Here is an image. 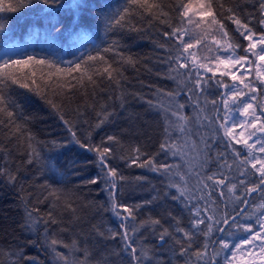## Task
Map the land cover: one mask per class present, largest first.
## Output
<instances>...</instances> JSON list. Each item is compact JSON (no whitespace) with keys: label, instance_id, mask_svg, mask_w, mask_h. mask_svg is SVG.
Returning <instances> with one entry per match:
<instances>
[{"label":"snow or ice","instance_id":"obj_1","mask_svg":"<svg viewBox=\"0 0 264 264\" xmlns=\"http://www.w3.org/2000/svg\"><path fill=\"white\" fill-rule=\"evenodd\" d=\"M3 5L4 0H0V12H17L42 5L39 11L50 23L59 8L67 7L78 11L86 7L82 3L65 5L61 0H16L15 6L10 4L5 8ZM212 5L213 0H197L198 7L194 9L190 0H178L176 10L180 20L176 25L168 23L169 14L163 10L160 0H125L123 5L109 12L97 5L99 12L96 13V18L102 19L108 31L125 26L136 30L132 17L144 14L162 24H168L170 31H165L163 36L173 42L170 48L165 44L158 46L167 51L163 61L168 65L167 78L176 82L177 89L157 90L154 99L144 101L150 108L164 115L159 152L148 156L136 147L133 149L134 155L129 158V166L147 168L167 179V187L176 189L178 193L172 195L171 199L176 201L182 198L184 208L190 214L189 227H182L180 220L172 217L170 212L168 215L173 224L169 227H164L160 218L149 217L137 223L134 209L138 210L161 199L160 193L157 192L142 204L130 206L120 202L117 199L118 184L125 181L126 177L110 164L113 149L105 142L95 147L81 145L97 154L99 174L88 183L105 185L109 192V210L120 221L118 228L121 231L108 229L107 232H100L97 229L98 235L106 239L120 236L124 242L122 251L128 256V264H173V261L158 255L159 249L138 246L133 237L140 234L141 229L156 235L161 245H167L171 240L172 245L167 250L174 254H177L174 246L178 245V255L185 258V264H219V257L223 258L224 264H264V31H255L250 26V21H243L233 9L227 8V20L236 25V32L247 42L243 46L232 39L224 22L217 18ZM221 7L224 5L221 4ZM259 13L258 23L264 27V0H259ZM194 16L199 19H194ZM209 19L212 25L219 26L220 32V38L212 36L211 41L208 40L209 33L206 30ZM78 20L79 17L74 16V22ZM53 27L57 32L60 31L56 24ZM5 29L6 21L0 19V32ZM199 46L206 48L209 54L200 55ZM118 49V42L112 41L102 51L113 53L120 63H134L132 57H125ZM241 51L243 55L240 54ZM64 63L68 66L61 68L58 63L46 58L28 54L13 58L5 51L3 58H0V115L6 117V121L0 120V124L7 122L16 133L21 131L20 125L16 123V109H19V105L4 94V88L9 82L19 84L22 88L30 87L29 83L20 82L18 73L24 80H31L37 90L39 85L34 77L40 71V78L43 80L45 67L55 70L47 73L48 80L57 74L70 76L73 72H78L81 86L84 85L85 77L88 84L94 86V75L120 86L123 73L120 68L113 66L116 61H110L101 54L100 49H96L95 55L81 53L77 60ZM47 82L45 81L46 84ZM181 93L187 98L184 103L177 100ZM117 99L122 101L123 96ZM48 103L54 109L57 108L52 100H48ZM189 104L194 114L190 115L185 111ZM112 114L103 109V119L97 127ZM60 119L68 126L73 140L79 144L69 121L64 120L62 115ZM106 141L117 142V138L108 136ZM237 146H242L246 152L242 153ZM29 148L31 151L27 162H40L39 151L31 143ZM161 154L165 160L171 156L183 163L159 162L156 156ZM46 166L54 170L50 162ZM234 168L242 179L226 174ZM0 175H5L10 183L16 182V175L6 169L0 168ZM256 193L260 194V201L253 204L248 197ZM50 194L56 201L60 200L55 190ZM164 196H168L167 191ZM21 199L25 209L22 229L35 234L38 240L43 235L46 250L53 254L56 264H91V252L87 247H81L78 241L73 240L69 245L49 236L50 225L58 223L51 211L45 219L38 207L32 208L27 200L23 197ZM229 204L233 205L231 212L228 211ZM249 206L254 209L252 213L247 211ZM67 207L72 206L68 204ZM253 217L255 222H248ZM216 233L221 235L214 239ZM58 246L69 248L73 253L80 251L83 258L69 261V256L58 251ZM6 255L12 258V264H18L17 253ZM97 264L102 262L98 261Z\"/></svg>","mask_w":264,"mask_h":264},{"label":"trees","instance_id":"obj_2","mask_svg":"<svg viewBox=\"0 0 264 264\" xmlns=\"http://www.w3.org/2000/svg\"><path fill=\"white\" fill-rule=\"evenodd\" d=\"M61 2L65 5L82 3L86 7L77 11L56 6L59 12L51 23L39 11L42 5H34L17 12H0V19L6 21L5 31L0 32V58H3L5 52L3 47H11L18 42L21 47L19 46L17 51L6 50L9 56L16 58L17 55H35L66 68L68 65L64 62L77 60L81 53L95 55L96 49H100L102 55L110 61H116L113 66L120 68L123 76L119 87L112 81L95 75L94 86L88 84L86 77L84 85L81 86L78 82L80 73L73 72L70 76L57 74L48 80L47 73L55 70L45 67L43 80L40 78V71H37L34 77L39 90L36 85L31 84V80H24L19 73L20 82L29 83L30 87L22 88L19 84L9 82L4 88L6 97L19 105V109H16V123L20 125L21 131L16 133L7 122L0 124V168L14 173L17 177L15 183H10L5 175H0V264H12V258L6 253H17L18 264H56L53 254L46 250L43 235L38 240L35 234L22 229L25 215L22 197L29 202L30 207H38L45 219L51 211L58 223L50 225L49 236L69 245L73 240L78 241L81 247H87L91 252V264H97L98 261L102 264H128V256L122 251L124 242L120 236L106 239L98 235L97 229L100 232H107L108 229L121 231L118 228L120 221L109 210V192L105 185L88 183L99 174L97 154L81 145L95 147L105 142L113 149L110 164L117 168L119 174L126 177L125 181L118 184L117 199L120 202L130 206L142 204L157 192L160 193L161 199L138 210L134 209L137 223L152 217L160 218L163 226L169 227L173 224L168 215L170 212L172 217L180 220L182 227H189L190 214L184 208L182 198L176 201L171 199L172 195L178 193L176 189L167 187V179L147 168L129 166V158L134 155L133 149L136 147L148 156L159 152L164 115L150 108L144 101L154 99L157 90L177 89L176 82L167 78L168 65L163 62L167 51L158 46L165 44L169 48L172 47L173 42L163 36L170 28L168 24H162L151 16L135 14L132 24L136 30L125 26L108 31L102 19L96 18V13L99 8L109 12L123 5L125 0ZM177 2L178 0H160L163 10L169 14V24L176 25L180 20L176 10ZM10 4L15 6L16 0H4L3 6L7 8ZM221 4L224 5L223 8ZM212 7L217 18L224 22L232 39L243 46L245 41L236 32V25L226 18L227 8L233 9L243 21H250V26L255 31H263L258 23L259 0H213ZM74 16L79 17L78 22H74ZM53 24H56L60 31L57 32ZM112 41L118 42V50L125 57H132L133 64L120 63L113 53L102 51L103 48L109 47ZM45 81H48L47 84ZM58 84L67 86L57 87ZM121 95L122 101L117 99ZM186 99L183 93L177 97L181 103L186 102ZM48 100H52L57 108L51 107ZM103 109L113 114L97 127L103 119ZM185 111L190 115L194 114L190 104ZM61 115L76 132L79 144L73 140L68 126L60 119ZM0 120L6 121V117L0 115ZM108 136L116 137L117 142L106 141ZM30 143L39 151L40 162H27L28 153L31 151ZM237 147L245 153L242 146ZM156 159L170 164L183 163L171 156L165 160L162 154L156 156ZM49 162L54 166V170L46 166ZM213 167L215 168V165ZM226 174L243 178L238 176L235 168ZM137 177L142 179L137 180ZM53 190L60 196L59 201L50 194ZM165 191L168 193L166 197ZM248 199L253 204L259 203L260 194H253ZM68 204L72 207L68 208ZM232 207L233 205H228L229 212ZM253 210L252 206L247 208L249 213ZM248 222L254 223L255 217ZM220 235L216 233L213 238ZM133 239L137 240L138 246L159 249L158 255L173 261V264H185V258L178 255V245L174 246L177 254L167 250L168 246L172 245L171 240L167 245H161L156 235L144 229ZM58 251L68 255L69 261L83 258L80 251L73 253L69 248L60 246ZM218 261L219 264L223 263V258L219 257Z\"/></svg>","mask_w":264,"mask_h":264},{"label":"rangeland","instance_id":"obj_3","mask_svg":"<svg viewBox=\"0 0 264 264\" xmlns=\"http://www.w3.org/2000/svg\"><path fill=\"white\" fill-rule=\"evenodd\" d=\"M190 2L192 3L194 9H196L198 7L197 6V0H191ZM194 19L198 20L199 17L198 16H194ZM262 28H263V31H264V27H262ZM206 30L209 33V35H208V40L209 41H211V37L212 36H216L217 38H220L219 26L218 25H212L210 19L208 21V26H206ZM246 44H247V42L245 41V46H246ZM19 46L21 47V44L16 42L13 45H11V47H8V46L3 47V51H6V50L7 51H13L14 49H15L14 51H17ZM209 46L210 47H214V45H211V44H209ZM199 47H200V52H199L200 55L209 54L207 52L206 48H203V46H199ZM240 54L243 55L244 53L241 51ZM244 151L246 152V149H244ZM221 264H224V261ZM258 264H259V262H258Z\"/></svg>","mask_w":264,"mask_h":264}]
</instances>
